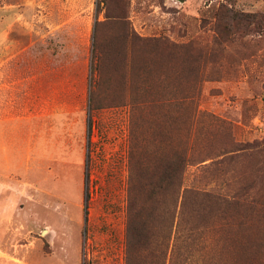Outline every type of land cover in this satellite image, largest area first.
<instances>
[{"label":"rangeland","instance_id":"rangeland-1","mask_svg":"<svg viewBox=\"0 0 264 264\" xmlns=\"http://www.w3.org/2000/svg\"><path fill=\"white\" fill-rule=\"evenodd\" d=\"M231 9L261 25L227 34ZM0 30V264H164L162 195L142 194L153 223L131 237L128 188L160 164L152 102L180 79L196 80L198 110L214 116L196 124L195 147L210 157L185 185L244 194L239 209L208 208L197 264H264V149L220 156L231 138L264 145V0H0ZM228 214L252 221L216 222Z\"/></svg>","mask_w":264,"mask_h":264},{"label":"trees","instance_id":"trees-1","mask_svg":"<svg viewBox=\"0 0 264 264\" xmlns=\"http://www.w3.org/2000/svg\"><path fill=\"white\" fill-rule=\"evenodd\" d=\"M225 13L226 22H222L223 24L219 26V29L225 30L227 34L234 29V26L237 27L236 29H239L238 27H240L241 24H245L248 27L251 25H261V21L256 14H245L232 9L226 10ZM97 25L98 22H96V27ZM139 39L143 40V43H146V45H151L156 53L158 49H164L166 44V42L160 39L147 40L140 37ZM95 44L94 41V45ZM93 49L95 50V46ZM184 81V79H180V82L178 81L179 86L171 87L170 90L167 86H161L163 84L162 82L159 84L158 89L161 91V95L158 101H153L152 103L155 107L159 108V115L161 116L160 133L162 132V135L159 137L161 149L158 154L160 164L155 165L153 168L152 180L150 183L137 184L133 182L128 188L127 233H129L131 237L132 235L134 236V234L144 233L153 223V213L149 212V208L144 211L145 202L142 201V194H144L146 189L150 188L149 197L155 196L157 193L162 195L164 206L160 227H162L164 232V245L166 246L164 264H197L198 258L196 259V253L202 250L200 248L204 247L203 245L206 243L204 232L206 228L210 227L212 224L211 219L213 215L211 216L210 213L213 211H208V208L213 203H216L239 209L244 195L240 190L226 196L221 194L215 195L206 189H197L185 185V177L188 168L210 157L206 152V145L202 147L204 152L197 150L195 147L196 124L202 118V121H204L202 123L206 122V124H210L211 118L214 116L199 112L197 102L195 103L194 91L196 87L193 85L196 80L194 81L193 79L187 86H185ZM183 85L185 87H182ZM144 95L146 94L139 97L135 96L132 101L134 112L138 107H144L146 101L141 99ZM218 121L220 122V127L226 124L224 120L218 119ZM208 127L209 125L204 126L203 132H206ZM221 130L224 131L225 128ZM229 140L225 144L226 149L222 150L220 156L224 157L231 152V154H229L231 160L235 158L234 155L242 150L246 153L254 150H259L261 152V147L264 149V145H260L261 143L259 142L238 144L233 141V138H231V141ZM229 143L231 147H227ZM232 152L238 153L233 154ZM137 159L139 163H145L139 156ZM132 168L137 178H142V176L145 175L144 168L141 167V169H139L138 164ZM198 199L202 200L200 205H202L204 209H207L205 212L203 211V215L198 214L199 212L196 209L195 204L198 202L196 201ZM147 212L149 213L147 214ZM221 220H224V226L231 228L234 226L246 225L252 221L245 216H239L237 214L219 215L216 222L219 223ZM174 230L175 233H173ZM173 234H175L174 239ZM227 237L230 243H235L237 245L239 242H242L238 234L228 233ZM171 242L173 244H171ZM231 247L233 251L230 250V252L237 254L236 257H238V252L234 251V249L238 247Z\"/></svg>","mask_w":264,"mask_h":264},{"label":"crops","instance_id":"crops-1","mask_svg":"<svg viewBox=\"0 0 264 264\" xmlns=\"http://www.w3.org/2000/svg\"><path fill=\"white\" fill-rule=\"evenodd\" d=\"M6 28V27H5ZM2 30H0V32H1ZM30 90H32V86H31V89ZM32 101V100H31Z\"/></svg>","mask_w":264,"mask_h":264}]
</instances>
